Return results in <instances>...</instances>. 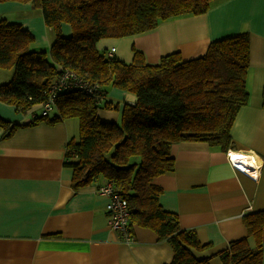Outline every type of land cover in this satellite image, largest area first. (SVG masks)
Instances as JSON below:
<instances>
[{
    "label": "trees",
    "instance_id": "obj_1",
    "mask_svg": "<svg viewBox=\"0 0 264 264\" xmlns=\"http://www.w3.org/2000/svg\"><path fill=\"white\" fill-rule=\"evenodd\" d=\"M7 1L40 8L55 38L49 53L33 50L35 37L28 29L0 19V70H13L10 81L0 85V101L27 113L46 101L60 68L97 84L94 95L77 86L63 89L56 95L53 116L36 114L28 124L76 119L79 136L69 140L65 163L73 171V188L99 179L111 183L128 202L132 226L149 228L171 244L169 264H209V258L193 252L209 244L202 243L194 229L182 228L178 214L163 207L162 188L155 180L174 170L175 143L200 141L222 150L232 143L233 123L249 100V33L213 40L203 56L190 60L172 52L150 65L133 48V60L125 62L108 54L112 48L100 51L98 41L204 14L217 0H0ZM63 24L71 26L69 36L62 33ZM110 87L135 96L133 103L123 104L120 122L99 116L102 108L119 109L106 99ZM21 126L0 115L4 139ZM243 222L256 245L250 247L247 237L230 241L218 253L223 264H262L264 211L246 213Z\"/></svg>",
    "mask_w": 264,
    "mask_h": 264
},
{
    "label": "crops",
    "instance_id": "obj_2",
    "mask_svg": "<svg viewBox=\"0 0 264 264\" xmlns=\"http://www.w3.org/2000/svg\"><path fill=\"white\" fill-rule=\"evenodd\" d=\"M1 18L28 29L35 37L33 50H50L55 34L31 2H0ZM71 32L69 24L62 25L65 36ZM241 32L250 35L249 100L233 123L232 143L226 150L200 141L175 143L174 170L155 180L162 188L163 207L178 214L182 228L194 229L198 239L209 244L193 251L198 258H209V264H223L218 253L230 241L247 237L254 247L243 217L264 211V0H217L204 14L162 21L148 31L97 43L100 51L115 48L114 55L125 62L133 60L135 48L147 64L155 65L172 52L183 60L203 56L213 40ZM12 76L0 77V85ZM109 94L123 100L113 102ZM106 99L119 109L102 108L99 116L120 122L123 104L133 103L135 96L112 88ZM39 105L21 113L0 101V115L23 125L5 139L0 127V264H169L172 246L153 230L134 224L135 241L128 244L110 227L109 199L97 192L104 180L73 188L66 151L69 140L79 136V123L69 118L28 124ZM229 152L258 156V178L235 170Z\"/></svg>",
    "mask_w": 264,
    "mask_h": 264
},
{
    "label": "built area",
    "instance_id": "obj_3",
    "mask_svg": "<svg viewBox=\"0 0 264 264\" xmlns=\"http://www.w3.org/2000/svg\"><path fill=\"white\" fill-rule=\"evenodd\" d=\"M115 48H112L108 54L111 56L114 54ZM79 87L87 95H94L98 90V85L91 83L79 75L76 71L70 68H60L58 77L51 84L49 94L46 101L40 103L39 115L52 117L56 107V95L63 89L70 87ZM35 110H31L33 112ZM36 115H34L35 117ZM235 155L228 153L229 161L235 170H240L245 174L242 169L235 165ZM253 179L258 178V173L256 176L250 175ZM97 192L108 197V202L106 204L107 215L109 219L110 227L120 234L121 241L125 243H133L135 237L132 231V224L130 222V211L128 207V202L119 193H117L111 183H103L97 186Z\"/></svg>",
    "mask_w": 264,
    "mask_h": 264
},
{
    "label": "bare ground",
    "instance_id": "obj_4",
    "mask_svg": "<svg viewBox=\"0 0 264 264\" xmlns=\"http://www.w3.org/2000/svg\"><path fill=\"white\" fill-rule=\"evenodd\" d=\"M234 157L235 158V165H237L240 169H242L244 172L248 173L249 175L256 176V174L259 172L260 162L261 159L250 153H238L236 152Z\"/></svg>",
    "mask_w": 264,
    "mask_h": 264
},
{
    "label": "rangeland",
    "instance_id": "obj_5",
    "mask_svg": "<svg viewBox=\"0 0 264 264\" xmlns=\"http://www.w3.org/2000/svg\"><path fill=\"white\" fill-rule=\"evenodd\" d=\"M48 53H49V51H48ZM0 71H1V70H0ZM12 72H13L12 69H11V70H9V69H2V71L0 72V77H2L4 80H7V79H5V78H7V76H9ZM110 89H112V87H110ZM126 93L130 94V92H127V91H126ZM131 94H132V93H131ZM109 97L113 99V102H117V101H121V100H123V99H117L115 96H113V95H111V94H109ZM39 106H40V105H39ZM21 113H22V112H21ZM38 114H40V112H39ZM38 117H40V116H38Z\"/></svg>",
    "mask_w": 264,
    "mask_h": 264
}]
</instances>
